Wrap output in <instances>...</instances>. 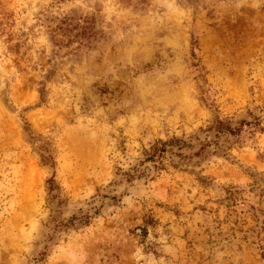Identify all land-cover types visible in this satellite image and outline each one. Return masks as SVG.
<instances>
[{
  "label": "rangeland",
  "instance_id": "374dc122",
  "mask_svg": "<svg viewBox=\"0 0 264 264\" xmlns=\"http://www.w3.org/2000/svg\"><path fill=\"white\" fill-rule=\"evenodd\" d=\"M0 264H264V0H0Z\"/></svg>",
  "mask_w": 264,
  "mask_h": 264
},
{
  "label": "trees",
  "instance_id": "16d2710c",
  "mask_svg": "<svg viewBox=\"0 0 264 264\" xmlns=\"http://www.w3.org/2000/svg\"><path fill=\"white\" fill-rule=\"evenodd\" d=\"M257 125L259 126V124H257ZM213 128L215 129L216 134H219V135L224 134L228 130L227 126L226 127L223 126L221 122H218L217 125ZM259 130H262V128H259ZM39 149L45 151V153H41V155H40L41 162L44 165H50V167H52V168L55 167V160L51 156L50 152L46 151V148H44L43 146H40ZM48 182H49V190L52 191L53 179L51 178ZM143 232H144V230H143Z\"/></svg>",
  "mask_w": 264,
  "mask_h": 264
}]
</instances>
